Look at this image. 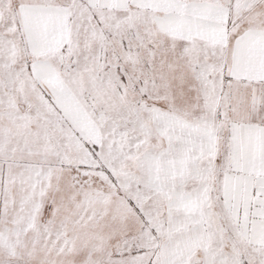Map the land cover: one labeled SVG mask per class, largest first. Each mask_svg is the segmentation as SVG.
Listing matches in <instances>:
<instances>
[{"label":"snow or ice","instance_id":"6c2138e0","mask_svg":"<svg viewBox=\"0 0 264 264\" xmlns=\"http://www.w3.org/2000/svg\"><path fill=\"white\" fill-rule=\"evenodd\" d=\"M0 264H264V0H0Z\"/></svg>","mask_w":264,"mask_h":264}]
</instances>
